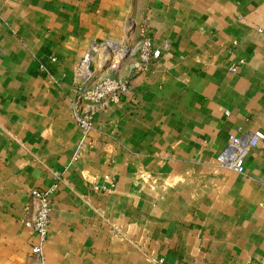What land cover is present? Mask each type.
Returning <instances> with one entry per match:
<instances>
[{
  "label": "crops",
  "instance_id": "obj_1",
  "mask_svg": "<svg viewBox=\"0 0 264 264\" xmlns=\"http://www.w3.org/2000/svg\"><path fill=\"white\" fill-rule=\"evenodd\" d=\"M131 35L161 55L142 65L129 49L115 76L131 89L96 115L89 147L79 66ZM255 131L264 0H0V264H42L26 223L31 191L53 187L45 264H264V142L244 173L219 161Z\"/></svg>",
  "mask_w": 264,
  "mask_h": 264
},
{
  "label": "built area",
  "instance_id": "obj_2",
  "mask_svg": "<svg viewBox=\"0 0 264 264\" xmlns=\"http://www.w3.org/2000/svg\"><path fill=\"white\" fill-rule=\"evenodd\" d=\"M139 50H141L142 65L158 59L161 55V50L154 48L148 37L141 41ZM243 62L241 60L237 64H230V71L236 72ZM81 66H79V72ZM130 89V81L121 77L106 75L97 77L94 73H91L89 77L79 76V80L74 87L73 118L80 128L83 143H86L89 147H94V140L91 137L95 131L96 115L100 111L120 103L123 96L127 95ZM263 142L264 133L261 131H255L249 135L231 136L227 147L219 155V161L226 167L244 173L245 158L248 153ZM115 186L116 183L111 182L110 189H115ZM57 189V187H53L47 190L33 189L31 191V197L37 206V211L34 220L26 224L39 237V242L33 246L32 252L39 257L42 264H45L43 246L49 235L52 196L57 192ZM103 189L107 190L106 187H103ZM96 190L99 191L100 187L97 186Z\"/></svg>",
  "mask_w": 264,
  "mask_h": 264
},
{
  "label": "rangeland",
  "instance_id": "obj_3",
  "mask_svg": "<svg viewBox=\"0 0 264 264\" xmlns=\"http://www.w3.org/2000/svg\"><path fill=\"white\" fill-rule=\"evenodd\" d=\"M128 32L126 31L124 36H121V38H118V40H122L124 39L126 36H128ZM131 37V43L130 44H127L129 45L128 47L126 45H122L118 40H116L117 42H119V44L121 45V48H124L123 52L126 53V56L124 55V57H119L118 56H112L111 58V63L108 67H106L105 69L103 68L104 66L102 67H99V60L97 61L96 58H98V53H94L93 55V59L91 60V64H90V71L91 73H94V75H97V77H101L102 75H106V76H115L117 75V71H120L125 65H128L131 63L132 61V57L134 58V56H130V54L128 53L127 54V51L129 52V49L130 48H135V47H140V42L139 41H134L132 43V37L133 35L130 36ZM128 39L127 40H130L129 37H127ZM112 40V39H110ZM110 40H108L107 42H103V43H100V44H104V45H108V43L110 42ZM123 41V40H122ZM101 45H99L100 47ZM137 53H139V56L141 57V50H138ZM109 59H107V61H109ZM120 60V61H119ZM106 61V63H107ZM120 62V63H118ZM122 63V64H121ZM118 65V66H117ZM117 77V76H115Z\"/></svg>",
  "mask_w": 264,
  "mask_h": 264
},
{
  "label": "bare ground",
  "instance_id": "obj_4",
  "mask_svg": "<svg viewBox=\"0 0 264 264\" xmlns=\"http://www.w3.org/2000/svg\"><path fill=\"white\" fill-rule=\"evenodd\" d=\"M124 48H121V45L117 41H110L108 45L101 44V46H96L95 51L90 54L89 58L83 62L81 68H80V75L81 77H89L91 75L90 71V64L91 60L93 59V54L98 53V58L97 61L99 62V67H102L106 64L107 59L111 58L112 56H118L119 57H124L126 56V53L123 52ZM129 52L127 51V54ZM111 59H109L108 62H110ZM111 63V62H110Z\"/></svg>",
  "mask_w": 264,
  "mask_h": 264
},
{
  "label": "water",
  "instance_id": "obj_5",
  "mask_svg": "<svg viewBox=\"0 0 264 264\" xmlns=\"http://www.w3.org/2000/svg\"><path fill=\"white\" fill-rule=\"evenodd\" d=\"M132 30V29H131ZM111 62V61H110ZM110 62H108V63H106L105 65H104V69L106 68V67H108L109 65H110Z\"/></svg>",
  "mask_w": 264,
  "mask_h": 264
}]
</instances>
